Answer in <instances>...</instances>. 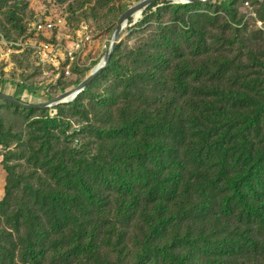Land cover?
I'll return each mask as SVG.
<instances>
[{"label":"rangeland","instance_id":"1","mask_svg":"<svg viewBox=\"0 0 264 264\" xmlns=\"http://www.w3.org/2000/svg\"><path fill=\"white\" fill-rule=\"evenodd\" d=\"M138 1L0 0V91L36 106L75 89L105 57L120 15ZM177 4L184 3L160 0L131 17L110 67L74 100L25 110L0 98V204L8 205L0 208V264H94L78 249L64 246L61 224L54 221L60 207L80 214L99 211L108 217L106 231L127 233L126 238L119 234L126 244L104 264H130L136 258L142 250L133 235L140 232L138 217L116 218V204H126L135 215L140 204L155 200L158 184L149 177L162 169L150 165L143 148L133 152L134 146L128 145L132 136L127 135L143 131V125L139 131L135 126V118L144 119L137 115L140 108L165 98L196 100L190 86L174 93L181 76L195 84V73L178 69L184 53L223 66L221 72L203 77L209 83L264 88V0H233L229 8L219 3ZM58 17L65 20L64 30L49 36L36 32L38 22ZM82 31L91 41L68 61L71 76L65 77L66 51L80 42ZM46 44L64 59L59 65L40 60V48ZM160 48L167 58H159ZM262 116L264 130V112ZM47 118L59 122L44 125ZM181 196L167 232L180 230L177 224L186 228L194 219L199 193L187 187ZM29 250L37 258H24Z\"/></svg>","mask_w":264,"mask_h":264},{"label":"trees","instance_id":"2","mask_svg":"<svg viewBox=\"0 0 264 264\" xmlns=\"http://www.w3.org/2000/svg\"><path fill=\"white\" fill-rule=\"evenodd\" d=\"M232 2L213 0L210 4L229 8ZM158 54L160 59L167 58L162 49ZM183 57L178 69L195 73V84L181 76L174 93H184L190 86L196 91V100L165 98L140 108L137 115L144 119L137 116L140 120L135 118V126L139 131L143 125L144 134L127 135L132 136L128 145L134 146L133 152H139L137 146L143 148L150 165L162 169L153 179L149 177L153 185L158 184L155 200L140 204L135 215L128 213L126 204H116V218L138 217L140 232L133 235L142 250L130 264H264V88L216 86L203 77L221 72V64L200 54L184 53ZM58 122L47 118L43 124L54 127ZM187 176L193 179L187 181ZM187 187L199 193L194 219L186 228L177 224L180 230L167 232ZM7 206L0 204V208ZM61 208L54 221L61 224L58 231L67 250L76 248L87 260L104 264L110 253L126 244L119 234L126 238L127 233L106 231L108 217L99 211L80 214ZM30 255L37 258L30 250L23 254L24 258Z\"/></svg>","mask_w":264,"mask_h":264},{"label":"water","instance_id":"3","mask_svg":"<svg viewBox=\"0 0 264 264\" xmlns=\"http://www.w3.org/2000/svg\"><path fill=\"white\" fill-rule=\"evenodd\" d=\"M160 0H140L136 2L134 5L129 7L126 11H124L117 22L116 29L114 31L113 35V42L110 47V49L107 51L105 55L104 62L97 67L89 77H87L83 82H81L75 89L68 91L66 93H63L62 95L56 97L55 99L44 103L42 105H28L21 101H18L17 99H14L11 97V95H8L4 92L0 91V98L5 100L6 102L14 105L15 107H19L25 110H36V109H47L51 108L53 106H56L63 102H70L74 100L78 95L83 93L87 87L98 77L100 76L106 69L110 67L111 64V58L114 54L116 47L120 41V38L122 36V33L124 31L125 24L127 21L133 17L136 14L141 13L144 9L148 8L152 4L158 2ZM175 2L184 3V4H203V5H209L210 2L213 0H173ZM73 98V99H72Z\"/></svg>","mask_w":264,"mask_h":264},{"label":"built area","instance_id":"4","mask_svg":"<svg viewBox=\"0 0 264 264\" xmlns=\"http://www.w3.org/2000/svg\"><path fill=\"white\" fill-rule=\"evenodd\" d=\"M34 28L37 33L42 34L44 36L53 35L55 32H60L61 30H64L63 28H65V20L61 17H58L52 20L40 21L34 26ZM90 41V36L86 32L82 31L80 32V42H77L71 49H68L66 51L65 61H63L62 65V72L65 77L71 76L72 66L68 63V61L73 62L77 54L80 53L81 55L84 48L90 43ZM40 49V60L44 64H49V66H55L56 64H60L59 60H64L58 59V54H54L55 48L52 44L43 45Z\"/></svg>","mask_w":264,"mask_h":264},{"label":"bare ground","instance_id":"5","mask_svg":"<svg viewBox=\"0 0 264 264\" xmlns=\"http://www.w3.org/2000/svg\"><path fill=\"white\" fill-rule=\"evenodd\" d=\"M112 42H113V41H112ZM104 59H105V57H104L103 60L101 61L100 65L104 62ZM100 65H98L97 67H99ZM97 67H96V68H97ZM96 68H95V69H96ZM95 69H94V70H95ZM72 99H73V98H72Z\"/></svg>","mask_w":264,"mask_h":264}]
</instances>
